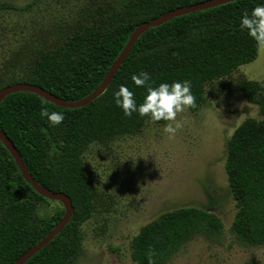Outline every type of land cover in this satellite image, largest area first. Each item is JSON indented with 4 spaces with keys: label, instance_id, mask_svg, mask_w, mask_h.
<instances>
[{
    "label": "trees",
    "instance_id": "obj_1",
    "mask_svg": "<svg viewBox=\"0 0 264 264\" xmlns=\"http://www.w3.org/2000/svg\"><path fill=\"white\" fill-rule=\"evenodd\" d=\"M208 0H137L114 14L106 28L86 27L39 55L26 82L41 86L66 102H78L102 84L145 21L181 6ZM264 0H230L176 15L152 25L136 39L106 90L81 106H63L32 90L9 93L0 104V129L21 154L40 185L70 196L69 222L23 264H74L82 250V225L92 216L94 189L84 168L89 146L115 134L142 127L148 116H125L113 101L121 84L137 103L145 95L131 76L150 73L153 86L190 80L197 110L205 103L204 84L227 76L259 54L256 42L239 28V17ZM238 89L257 104L262 118H248L227 140L225 168L237 212L231 230L245 244H264V83L243 79ZM61 112L64 120L50 125L40 109ZM162 121V120H161ZM55 149V152L52 151ZM46 196L26 180L16 159L0 138V264H14L61 220L66 209L49 217L38 210ZM224 223L213 211L183 206L161 213L143 225L131 240L134 264H167L182 245L198 234L219 237ZM127 264V263H122Z\"/></svg>",
    "mask_w": 264,
    "mask_h": 264
},
{
    "label": "rangeland",
    "instance_id": "obj_2",
    "mask_svg": "<svg viewBox=\"0 0 264 264\" xmlns=\"http://www.w3.org/2000/svg\"><path fill=\"white\" fill-rule=\"evenodd\" d=\"M137 0H0V90L27 79L43 52L83 28H106ZM243 79L264 83V47L257 58L231 74L204 84L205 103L178 113L175 135L166 121L92 143L84 168L94 189L92 216L82 225V250L74 264H134L131 240L140 228L168 210L197 206L215 212L223 233L198 234L167 264H264V244L240 242L231 230L236 201L225 168L227 140L260 108L237 87ZM17 83V82H14ZM65 208L45 197L38 213Z\"/></svg>",
    "mask_w": 264,
    "mask_h": 264
},
{
    "label": "clouds",
    "instance_id": "obj_3",
    "mask_svg": "<svg viewBox=\"0 0 264 264\" xmlns=\"http://www.w3.org/2000/svg\"><path fill=\"white\" fill-rule=\"evenodd\" d=\"M239 28L247 30V34L258 46L264 47V2L254 6L250 12L245 11L239 17ZM133 84L145 89L142 103H137L133 91L125 84L113 92V101L125 116L134 112L140 116H148L152 121H166L163 131L169 136L175 135L182 127L176 119L177 114L189 107L195 106V97L191 91L190 80H175L171 83L161 82L153 86L150 73L140 71L131 76ZM41 118H47L50 125H59L64 120L61 112H49L47 108L40 109ZM55 152V149H52Z\"/></svg>",
    "mask_w": 264,
    "mask_h": 264
},
{
    "label": "water",
    "instance_id": "obj_4",
    "mask_svg": "<svg viewBox=\"0 0 264 264\" xmlns=\"http://www.w3.org/2000/svg\"><path fill=\"white\" fill-rule=\"evenodd\" d=\"M227 1H230V0H208L205 2L195 3L192 5H188V6L177 7V8H174L170 11L163 13L160 16H156V17L140 24L139 27L133 31L127 46L125 47V49L120 54L118 60L113 64L110 71L107 73L102 84L100 86H98L97 89L91 95H89L88 97H86V98H84L78 102L69 103V102H66L65 100L59 98L55 94L49 92L48 90H46L45 88H43L41 86L31 84V83H26V82H17V83H13L11 85H8V86H6L0 90V104H1L2 100L11 92L18 91V90H32V91L37 92L38 94L44 96L48 100H51L57 104H61V105L66 106V107H69V106L75 107V106L86 105L89 102L93 101L95 98H97L101 93H103L106 90V88L108 87L112 78L114 77L116 71L118 70V68L120 67L122 62L124 61L125 57L127 56L129 51L131 50L132 46L134 45L138 36L142 32H144L146 29H148L150 26L160 25V24L164 23L165 21H167L168 19L173 18L176 15H182V14L188 13L190 11L198 10L201 8H207V7L214 6V5L224 3ZM0 138L4 142L5 146L11 151V153L15 157L17 165L20 168V170H21L23 176L26 178V180L31 182L33 184V186L37 189V191L39 193L43 194L44 196L49 197V198L58 199V200L62 201L63 204L65 205V209H66L64 216L57 223V225L42 240H40L37 244L32 246L30 249H28L14 263V264H23L36 251H38L42 246L47 244L59 231H61L63 229L65 224L70 221V219L73 215L74 206H73L72 199L70 198V196L68 194L61 192V191L60 192H54V191L50 190L48 187L40 185L38 182H36V180L32 177L29 170L26 168V165L24 163V160L21 157L20 152L18 151L16 146L13 144V142L9 139V137L6 136L1 129H0Z\"/></svg>",
    "mask_w": 264,
    "mask_h": 264
}]
</instances>
